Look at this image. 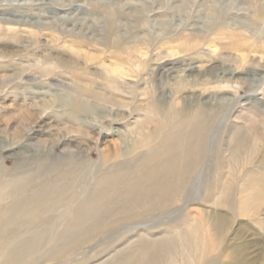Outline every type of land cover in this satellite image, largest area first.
I'll return each instance as SVG.
<instances>
[{
    "label": "rangeland",
    "instance_id": "rangeland-1",
    "mask_svg": "<svg viewBox=\"0 0 264 264\" xmlns=\"http://www.w3.org/2000/svg\"><path fill=\"white\" fill-rule=\"evenodd\" d=\"M103 63L129 73L119 79L122 90L116 94L122 97L106 89ZM189 67L200 74L188 77ZM163 68L171 70L162 72ZM210 68L213 75L206 74ZM220 85L225 101L220 103L218 97L209 101L223 109L209 135L200 179L194 175L190 180L188 200L164 215L111 223L95 236L88 232L77 248L58 247L56 230L69 223L67 208L41 210L38 218L25 219L11 240V248L24 250L41 234L37 252L28 253L22 264H100L140 236H171L192 209L193 215L213 209L224 218L211 231L215 236L211 255L220 261L236 244L258 241L261 245L250 252L258 251L257 264H264V196L245 206L240 202L256 192L241 194L243 182L231 183L234 201L223 199L214 188L220 154L224 160L231 158L232 152L226 151L230 134L245 125L237 117L257 116L264 124V107L259 105L264 99V0H0V169L16 178L35 174L25 194L53 187L68 166L74 171L66 183L78 179L77 189L88 194L95 180L115 164L137 158L133 152L142 139L137 128L151 103L180 107L182 97L192 91L203 94L188 103L201 105L210 96L204 90ZM82 89L106 98L101 106L112 110L107 120L75 118L69 105ZM254 108L261 110L248 113ZM113 119L123 124L110 125ZM106 129L105 135L100 133ZM115 151L123 156L106 163V156ZM245 155L243 168L234 167L237 176L260 166L264 132L261 141L250 139ZM42 162L46 166L39 171ZM229 172L224 170L222 176L230 179ZM210 193L216 197L208 198ZM231 203L235 211L228 207ZM54 249L57 252L49 256ZM7 251L9 247L0 246V254ZM181 252L178 264L191 261ZM211 255L199 264H209ZM246 256L244 252L241 260Z\"/></svg>",
    "mask_w": 264,
    "mask_h": 264
},
{
    "label": "bare ground",
    "instance_id": "bare-ground-1",
    "mask_svg": "<svg viewBox=\"0 0 264 264\" xmlns=\"http://www.w3.org/2000/svg\"><path fill=\"white\" fill-rule=\"evenodd\" d=\"M237 44L239 45V42ZM114 59L119 64L118 66H124L123 61L118 58ZM102 66L104 69L102 79L106 83V89H109L113 94L115 91L116 96L122 97V95L116 94L122 90L119 79L129 76V73L123 67H112L106 63H103ZM170 70L171 68L161 69L162 72L167 73ZM213 70L214 68H210L206 74L213 75ZM185 72L188 73V77L194 76L195 73L200 74L195 67H189ZM228 76L232 78L233 73ZM224 78L226 77L224 76ZM204 91L210 93V96L204 98L205 101L197 106L188 102L191 99L200 98L203 93L197 95L192 91L182 97L183 105L180 107L177 105L166 107L157 100V102L151 103L146 109L145 120L137 128V132L142 137L133 152L137 158L115 164L100 179L94 181L95 184L90 188L88 194L77 189L79 187L78 179L66 183L68 175L74 171L72 166H68L63 171L60 175L62 180L53 187L32 194H25V192L32 185L33 179L36 178L35 174L26 172L23 177L16 178L6 174L4 169H0V246L9 247L8 253L0 254V261H3V264H22L27 260L28 253L37 252L35 250H38L37 244L41 234L38 235V239L30 241L24 250L11 248V240L14 238L16 229L21 226L24 220L38 218L41 210L48 213L53 208L57 210L61 206L67 208L65 212L70 217L69 223L62 229L56 230L58 231V247L71 245L73 248H77L84 243L82 236L88 232L90 236H95L111 223L139 220L147 214L164 215L171 212L180 202L188 200L189 195L187 196L186 192L190 188V180L194 175L200 179L199 168L206 155L209 135L223 109L222 105L212 106L209 101L210 97H218L220 103L225 101L224 96L221 95L225 92L222 85ZM72 99L69 106H71L75 118L81 121L94 118V116H101L107 120L112 115V110L101 106V102L103 105L104 102H107L106 98L91 90H79ZM261 101L259 105L264 107V99ZM259 110L261 109H250L248 113L254 115ZM115 115L119 117L122 114ZM237 118L244 121L245 127H237L230 134V142L226 151L232 152L231 158L224 160L223 153L220 154L217 162L219 175L214 183L215 187H212L218 189V193L223 196V199L226 198L227 201H230L235 197L233 196L235 189L233 192L231 183L243 182L245 190L241 194L249 191L256 192V195H250L240 202L246 206L257 197L264 196V156L260 166L247 169L243 177L234 174L237 170H234V167L243 168L250 139L253 138L255 142L262 140L264 124L257 120V116ZM122 124L123 120L118 119H113L110 123V125ZM247 125H249L248 129H246ZM107 131L109 130H101L100 133L105 135ZM122 156V153L115 151L106 156V163ZM25 162L30 163L31 161ZM45 166V162L39 163L38 170L42 171ZM226 169L232 171V173L229 172L230 175L232 174L230 179L226 175L222 176V172ZM195 182L193 188L198 184ZM212 193L207 194V197H214L215 194ZM233 204H229L228 207L235 211ZM192 210L186 214L181 227L173 230L171 236L151 239L140 236L130 245L132 248L127 246L100 264H178L179 249L182 250L184 258H191L187 264H199L205 255L210 256L215 252V248L211 244V240L213 241L215 236H212L211 231H216L218 220L220 222L224 218L213 209L197 210L194 215ZM208 235H211L209 243H207ZM234 242H237V239ZM260 245L261 242L258 241H247L243 245L236 244L225 252L220 261L215 255H211L209 258L212 259L209 264H257L259 258H255V256L259 252L250 251ZM56 252L54 249L48 253L50 256ZM244 252L247 253V256L243 261L241 255ZM27 264L30 263L27 262Z\"/></svg>",
    "mask_w": 264,
    "mask_h": 264
}]
</instances>
